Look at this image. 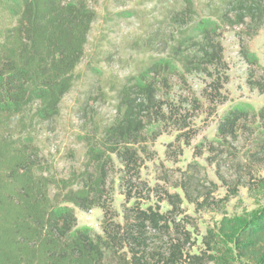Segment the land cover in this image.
Wrapping results in <instances>:
<instances>
[{"label": "trees", "instance_id": "1", "mask_svg": "<svg viewBox=\"0 0 264 264\" xmlns=\"http://www.w3.org/2000/svg\"><path fill=\"white\" fill-rule=\"evenodd\" d=\"M95 1L0 0V264H264V175L258 173L262 163H256L264 157V106L231 105L217 122L215 139L201 146L217 162L228 156L225 148L238 143L242 160L230 159L237 182L218 202L237 195L242 185L256 206L228 214L224 205L199 253L188 248L192 233L186 228L188 216L180 218V193L166 191L164 200L171 206L166 212L160 205L144 207L140 198L141 192L151 194L141 180L143 155L164 132L158 124L149 139L148 124L152 118L169 122L178 115L158 97V84L167 86L173 75L210 74L211 67L225 64L220 28L244 26L257 34L264 26V0H209L204 7L210 8L208 17L195 0H182L183 6L170 15L177 31L165 50L169 57L150 61L126 79L113 122L86 137L82 167L57 177L43 168L28 133L29 117L49 121L60 114L97 19ZM253 36L238 32L249 65L248 86L264 93V70L249 47ZM220 81L215 79L212 87L220 89ZM117 162L125 195L122 220L113 204ZM194 164L178 186L197 209L211 207L217 184L209 180L207 190H191L199 180ZM96 207L103 212L101 233L78 225L76 208Z\"/></svg>", "mask_w": 264, "mask_h": 264}, {"label": "rangeland", "instance_id": "2", "mask_svg": "<svg viewBox=\"0 0 264 264\" xmlns=\"http://www.w3.org/2000/svg\"><path fill=\"white\" fill-rule=\"evenodd\" d=\"M195 2L200 13L208 17L210 8L204 7H209L211 2ZM92 5L98 13L97 19L92 25L85 56L73 75V86L62 100L60 114L49 121L29 117L28 133L31 134L32 144L37 146L43 168L57 177H67L73 170L82 167L86 137L98 134L113 122L118 113V92L126 79L137 75L150 61L162 56L169 57L165 50L174 42L177 31L170 15L183 3L182 0H97ZM255 31L253 28L246 31L244 26L230 28L223 25L218 35L224 48L225 64L211 67L210 74H185L184 81L178 75L170 76L167 86L160 82L157 87L158 97L169 101L178 115L169 122H158L152 118L153 123L148 124L149 139L157 132L151 129L158 124V130L164 132L148 143L149 152L143 155L141 180L151 188V194L148 197L146 191V194L141 192L140 198L144 207L160 205L162 211L166 212L171 208L164 200L166 191L182 195L184 212L180 218L188 216L186 228L192 233L193 245L188 247L191 253H199L207 229L216 226L225 211L239 214L256 206L247 188L242 185L238 187L237 195L230 196V193L225 203L218 202L228 194L232 187L230 183L237 182L238 175L231 167L230 159L233 156L242 160V154L235 148L238 143L225 148L229 158L225 155L217 162L216 156L207 147L201 148L215 139L217 122L231 105L246 103L255 108L264 106V93L248 86L249 65L241 53L238 37V32L254 34L249 40V47L251 55L259 60L262 67L259 69L263 71L264 26L258 29L257 34ZM215 79L222 83L218 90L212 87ZM166 107L164 109L170 113V108ZM180 115L186 121V128L182 126ZM192 161H195L193 167L199 180L191 190L201 192L202 187L207 190L209 180L217 184L215 192L211 194L214 202L211 207L197 209L178 186ZM256 163H262L260 168L258 166V173L264 175V157H260ZM119 166L117 162V173L112 175L115 181L113 204L122 220L125 195L119 184ZM76 214L79 226L102 232L103 212L100 208L90 211L76 208Z\"/></svg>", "mask_w": 264, "mask_h": 264}]
</instances>
